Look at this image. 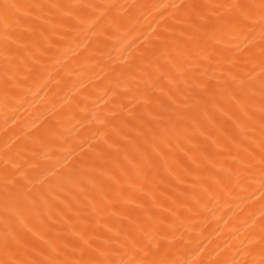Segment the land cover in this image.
Here are the masks:
<instances>
[{
	"label": "bare ground",
	"instance_id": "bare-ground-1",
	"mask_svg": "<svg viewBox=\"0 0 264 264\" xmlns=\"http://www.w3.org/2000/svg\"><path fill=\"white\" fill-rule=\"evenodd\" d=\"M0 264H264V0H0Z\"/></svg>",
	"mask_w": 264,
	"mask_h": 264
}]
</instances>
